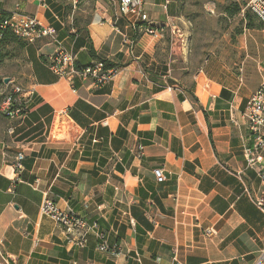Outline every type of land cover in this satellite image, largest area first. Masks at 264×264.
Here are the masks:
<instances>
[{"label":"crops","instance_id":"0c3cea01","mask_svg":"<svg viewBox=\"0 0 264 264\" xmlns=\"http://www.w3.org/2000/svg\"><path fill=\"white\" fill-rule=\"evenodd\" d=\"M248 1L144 0L158 37L117 0L1 2L52 25L75 64L118 68L102 85L69 82L48 65L50 37L0 42L1 93L10 82L33 90L23 116L0 114L7 264H264V156L247 165L242 114L264 84V26ZM45 195L98 223L115 253L93 234L67 243L39 209Z\"/></svg>","mask_w":264,"mask_h":264},{"label":"built area","instance_id":"2783aa9c","mask_svg":"<svg viewBox=\"0 0 264 264\" xmlns=\"http://www.w3.org/2000/svg\"><path fill=\"white\" fill-rule=\"evenodd\" d=\"M37 1L42 7L47 6L46 0ZM1 2L3 0H0V4ZM117 3L119 13L140 20L138 26L140 31L154 37L163 34L162 28L150 24L148 14L144 11V0H117ZM246 6L264 26V0H249ZM15 7L16 10L8 13L7 16H2L0 7V40L6 32L5 30H8L27 43L45 36L57 42V31L52 25L43 24L36 15L20 12L19 2L16 3ZM57 44V48L47 58L48 65L55 74L66 78L69 82L79 77L82 80L90 79L95 85H102L117 72L118 68L107 66V61L101 59L95 60L89 65H77L75 64V56L67 51L62 44L58 42ZM32 91L20 83L10 82L0 98V114L7 117L23 116L27 110L26 99L32 94ZM242 114L246 120V128L249 130V141L243 146V156L248 166H259L264 156V84H261L247 98ZM142 149L143 147L138 145L139 153L142 152ZM23 156V153L19 152L16 155L17 161ZM153 175L158 182L166 180L162 167H155ZM37 183L38 180L35 179L32 187H35ZM255 203L264 212V195L255 199ZM39 209L43 215L53 219L58 224L67 243L77 247L84 246L88 240L87 236L93 234L95 238H98L97 248L99 250L115 253L116 248L110 247L106 236L99 229L98 223L88 222L72 210L61 209L51 197L46 195L42 199ZM206 232L213 233V230L207 229Z\"/></svg>","mask_w":264,"mask_h":264},{"label":"trees","instance_id":"16d2710c","mask_svg":"<svg viewBox=\"0 0 264 264\" xmlns=\"http://www.w3.org/2000/svg\"><path fill=\"white\" fill-rule=\"evenodd\" d=\"M1 14H2V16H7L8 15V13H6L4 10H2L1 9ZM6 32L4 33V35H3V37L1 38V40H0V42L7 36V35H13V36H16V35H14V34H12L10 31H8V30H5ZM107 66H112V65H110L108 62H107Z\"/></svg>","mask_w":264,"mask_h":264},{"label":"rangeland","instance_id":"374dc122","mask_svg":"<svg viewBox=\"0 0 264 264\" xmlns=\"http://www.w3.org/2000/svg\"><path fill=\"white\" fill-rule=\"evenodd\" d=\"M3 85L2 77H0V87ZM5 89V88H4ZM4 89L2 90V93L0 91V98L2 97V94L4 92ZM1 90V89H0ZM0 264H7L5 260L3 259L2 255H0Z\"/></svg>","mask_w":264,"mask_h":264}]
</instances>
